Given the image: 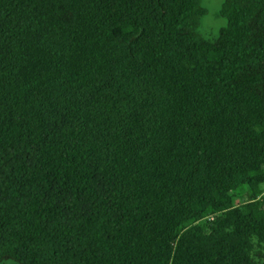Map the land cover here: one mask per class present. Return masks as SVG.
Returning a JSON list of instances; mask_svg holds the SVG:
<instances>
[{"label": "trees", "instance_id": "1", "mask_svg": "<svg viewBox=\"0 0 264 264\" xmlns=\"http://www.w3.org/2000/svg\"><path fill=\"white\" fill-rule=\"evenodd\" d=\"M205 15L0 0V264H264V0Z\"/></svg>", "mask_w": 264, "mask_h": 264}, {"label": "rangeland", "instance_id": "2", "mask_svg": "<svg viewBox=\"0 0 264 264\" xmlns=\"http://www.w3.org/2000/svg\"><path fill=\"white\" fill-rule=\"evenodd\" d=\"M223 0H201V6L205 10L206 15L200 21L197 34L206 40H213L218 36L219 29L224 26V21L220 18L219 9ZM264 190V184L262 185ZM250 200L248 192H242L237 198V202H246Z\"/></svg>", "mask_w": 264, "mask_h": 264}]
</instances>
